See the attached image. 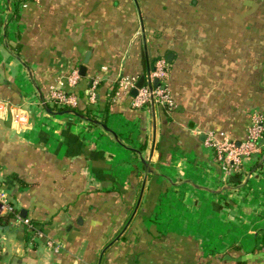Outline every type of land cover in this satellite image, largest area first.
Listing matches in <instances>:
<instances>
[{"label":"crops","instance_id":"1","mask_svg":"<svg viewBox=\"0 0 264 264\" xmlns=\"http://www.w3.org/2000/svg\"><path fill=\"white\" fill-rule=\"evenodd\" d=\"M21 3L0 0V185L31 225L0 213V264H264V137L229 173L205 146L264 118V0ZM162 57L174 107H132L117 77ZM57 84L115 134L49 114Z\"/></svg>","mask_w":264,"mask_h":264},{"label":"built area","instance_id":"2","mask_svg":"<svg viewBox=\"0 0 264 264\" xmlns=\"http://www.w3.org/2000/svg\"><path fill=\"white\" fill-rule=\"evenodd\" d=\"M29 1L39 0H22L21 4ZM78 72L74 71L69 76V82L72 85L77 83ZM169 76V67L165 58H158L148 72L147 82L138 88L137 94L132 97L131 106L134 108H143L145 106L173 108L175 102L170 95L167 86ZM138 77L120 75L117 77L116 84L119 90H131L136 87ZM157 80V84L154 81ZM100 83L99 78H93L85 90V94L90 103L97 102L96 90ZM118 93V92H117ZM48 105L56 111L73 109L77 106V97L64 90L60 85H55L50 90V99ZM251 123L247 129V138L237 145L233 140L224 137L222 140L217 139L213 135L209 136L205 141V146L210 148L215 155L216 161L221 165L225 173L241 170V165L246 159H250L254 154L260 152L261 141L264 137V118L262 114L254 110L251 112ZM14 120L16 124H22V118L19 114H15ZM0 213H12L20 221L28 226L31 221L22 218L17 212L15 206L10 201L8 193L2 189L0 185ZM2 239L0 237V245Z\"/></svg>","mask_w":264,"mask_h":264},{"label":"water","instance_id":"3","mask_svg":"<svg viewBox=\"0 0 264 264\" xmlns=\"http://www.w3.org/2000/svg\"><path fill=\"white\" fill-rule=\"evenodd\" d=\"M145 84V77L144 76H141L136 84V87L132 89L131 93L133 96H135L137 94V91H138V88L142 87L143 85ZM154 84H157V80L154 81ZM40 99H41V103L43 105V107L45 108V110L51 114V115H63V114H69V113H72L76 116H78L79 118H82L84 120H87L89 122H92L94 124H97V125H100L102 127H104L106 130L108 131H111L112 133H114L112 130H110L106 124L100 122L99 120H97L96 118L94 117H91V116H87L85 114H81V113H78L76 112L75 110L73 109H67V110H63V111H56V110H53L47 103V101L42 97L40 96ZM115 134V133H114ZM143 163L146 165V168H147V171L148 172H151V168H150V164L148 161L146 160H143Z\"/></svg>","mask_w":264,"mask_h":264},{"label":"trees","instance_id":"4","mask_svg":"<svg viewBox=\"0 0 264 264\" xmlns=\"http://www.w3.org/2000/svg\"><path fill=\"white\" fill-rule=\"evenodd\" d=\"M154 62H155V60H154ZM154 62L152 63V66L154 65ZM168 62V61H167ZM170 70V69H169ZM116 86H117V84H116ZM118 88V87H117ZM0 218H2V217H0Z\"/></svg>","mask_w":264,"mask_h":264}]
</instances>
